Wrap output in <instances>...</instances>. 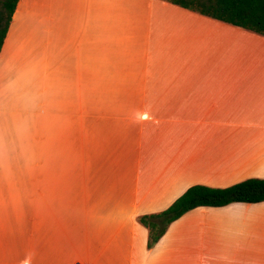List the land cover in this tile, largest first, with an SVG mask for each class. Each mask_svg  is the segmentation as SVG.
<instances>
[{"label": "crops", "instance_id": "obj_1", "mask_svg": "<svg viewBox=\"0 0 264 264\" xmlns=\"http://www.w3.org/2000/svg\"><path fill=\"white\" fill-rule=\"evenodd\" d=\"M264 35L166 0H18L0 49V264H264Z\"/></svg>", "mask_w": 264, "mask_h": 264}, {"label": "trees", "instance_id": "obj_2", "mask_svg": "<svg viewBox=\"0 0 264 264\" xmlns=\"http://www.w3.org/2000/svg\"><path fill=\"white\" fill-rule=\"evenodd\" d=\"M18 0H0V49ZM202 15L264 35V0H166ZM264 201V178H247L227 187L189 186L166 209L138 217L148 228L147 247H153L168 225L199 206H224L232 202Z\"/></svg>", "mask_w": 264, "mask_h": 264}]
</instances>
